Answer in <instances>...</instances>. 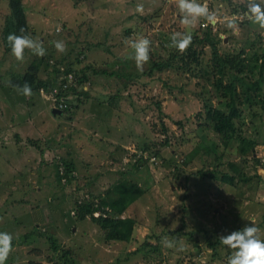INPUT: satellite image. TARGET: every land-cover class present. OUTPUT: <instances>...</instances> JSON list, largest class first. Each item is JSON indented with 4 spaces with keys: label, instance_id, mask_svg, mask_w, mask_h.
Returning a JSON list of instances; mask_svg holds the SVG:
<instances>
[{
    "label": "rangeland",
    "instance_id": "rangeland-1",
    "mask_svg": "<svg viewBox=\"0 0 264 264\" xmlns=\"http://www.w3.org/2000/svg\"><path fill=\"white\" fill-rule=\"evenodd\" d=\"M22 2L28 24L34 30L31 37L46 50L44 59L48 55L55 61L64 58L59 62L65 71L71 63L77 71L87 64L93 66L96 74L88 69L86 79H81L71 72L68 83L77 92H88L97 102L91 100L84 105L73 95L66 103L77 105L79 111L72 109L54 115L52 96L45 90L30 97L11 90L8 83L12 75L24 72L41 56L26 48L24 59L17 61L11 52L2 53L0 39V233L12 236V249L5 264H55L61 252L49 251L50 237L56 239L59 248L67 245L71 249L69 264H227L232 252L227 245L219 244L217 257L211 260V253L202 242L199 254L193 250L188 231L193 230L202 241L204 228L215 238L252 226L254 221L264 239V81L258 94L251 92L250 95H256L252 102L237 99L240 114L235 124L239 131L233 149L225 150L212 128L201 126L202 133L216 143L217 154L222 155L221 164L213 165L215 154L199 148L200 138L196 134L206 116L201 101L211 99L213 106H224L211 93V82L181 70L148 78V61L138 68L133 59L127 58L133 53V40L147 38L152 42V52L157 53L159 46L151 34L154 38V33L161 30L181 33L194 29L201 33L208 24L215 33L219 26L222 49L234 54L243 46L247 57L258 49L264 52V30L253 23L237 25L240 16L227 15L222 3H217L222 13L219 16H227L218 23L215 14L214 21L200 17L185 25L178 0ZM8 13V0H0V32ZM141 17H148L151 25ZM129 28L138 35L134 33L127 39L125 30ZM55 41H63L66 51L59 52ZM208 51L204 54L206 59L210 56ZM46 68L56 76L54 65ZM239 87L241 92L246 89ZM115 94L118 97L109 105ZM115 102L124 111H118ZM155 102L167 115L163 117L170 129L167 135L160 132L162 119L156 113ZM143 106L148 109L139 114ZM179 120L181 125L175 123ZM108 126L114 135L103 129ZM165 136L168 145L145 148ZM241 137L247 138L242 144L245 152L240 150ZM60 158L74 163L76 184L69 183L68 176L60 177ZM129 162L141 165L143 179L154 183L144 193L139 191L141 196L119 216L136 219L131 241H107L104 231L88 218L80 221L74 217V195L98 204V196L117 182L120 172L131 166ZM207 168L213 174H237L241 170L251 180L232 187L208 176L201 177L200 172ZM22 199L26 204L18 206ZM38 203L44 204L46 224L35 228L31 217L37 218V213L32 208ZM165 238L173 241L174 246L166 247ZM149 244L159 249L151 250L146 246ZM137 248L146 252L135 256L132 252Z\"/></svg>",
    "mask_w": 264,
    "mask_h": 264
},
{
    "label": "trees",
    "instance_id": "trees-1",
    "mask_svg": "<svg viewBox=\"0 0 264 264\" xmlns=\"http://www.w3.org/2000/svg\"><path fill=\"white\" fill-rule=\"evenodd\" d=\"M196 3L200 5L202 3L207 5L209 11L214 14H217L219 19L224 18L227 15L240 16V21L237 25L240 24V26H251L252 24V22L247 18L246 15L248 13V0H196ZM217 3H222L225 5V7L227 8V15H224L223 17L219 16L222 15V13L219 12ZM8 8L9 13L6 14L4 17V23L0 32L3 54L11 52L10 46L7 42V37L9 34L14 33L17 35H34V30H32V28L28 24L25 6L22 0H8ZM141 18L143 19L144 23L147 22V25H151V22L149 21L148 17ZM202 19L203 21L207 20L203 17ZM21 28L24 29L23 33L21 32ZM218 29L219 26H217V33H215L213 31V26L211 24H208L204 27V29H202L201 33L196 31L195 29L190 30L189 32H181L190 33L192 37L187 50L182 54L177 51L176 48L171 46V37L174 33H176L174 30H172L171 32L165 30H161L157 33L152 32L154 33V38L151 34V39H154V41L157 42L159 46V52H152L150 47L152 45L151 42L149 44V65L148 70L145 72L148 76L155 74L157 78H159L158 74H163L165 71L181 70L184 72H188L190 76H195L197 78L203 79L204 82H206V80L208 82H211V93L214 96L216 95V98L219 102H224V106L223 108H218L210 103L211 99H203L201 103L203 105V109L206 113V116L202 118V124L200 125V129L198 128V130H196V134L200 138L198 142H200L201 146H199V148L203 149L202 151H204V153L213 152L215 154L213 158V165L221 164L222 155L220 153L217 154L216 143L213 139L208 138L206 134L202 133L201 126L205 128L210 126L214 133L217 134L220 140V144L224 146L225 150H229L231 148L233 149L234 141L238 139H235L234 137L239 131V127L235 124V120H237V117L240 114L238 103H236L237 99L241 100L243 98L242 101L244 102H252L253 97H255L256 95H250L251 92L255 91L254 93L258 94V91L260 92V89L262 88V82L264 81V52L260 51L261 49H258L254 51L251 55L246 57L244 48L243 46H241L237 51L234 52V54L228 53L226 52V50L220 47V42L223 40L219 37ZM134 33L137 32L132 28L125 30V36L128 37L127 39H129L130 36ZM137 35L138 33L136 34V36ZM88 44L86 43L85 45L88 46ZM107 49H109V47H107ZM206 49H209L208 53H210V56L207 59L204 57ZM80 53H82L81 50ZM49 61V55L45 59L44 57L38 58L34 63H31L25 69L24 72L20 74H13L10 78L8 86L12 87L11 90H13L15 89L14 86H23L24 83L27 82L32 89L33 95L39 92L40 87H43L46 92L51 91L53 85L57 84L60 79H63L66 74H69L71 72H73L75 77L77 78L79 75L81 79H86L84 74L85 71L88 69H91V71L96 74V70H94L93 66L90 64H87L88 66L84 65L83 68H79L77 71L72 68L73 63H71L68 64V67H70V69L63 71L60 69L61 62L56 61L54 62V68L56 70L55 72H58L59 75L55 76L52 73L50 74V70L46 68L47 66H50ZM125 71L126 70H124L123 74L125 73ZM80 78L78 79L79 82L81 80ZM225 79L227 82L224 83ZM247 79H252V81H249ZM147 81H149V79ZM238 85L246 89L244 90L242 88L241 92L240 87ZM65 92L62 91L57 97L60 96L61 98H63L72 97L73 95H76L75 100H79V103H82L84 105H86L90 101V97L83 98L80 93L77 92L74 88H70L69 92ZM241 93H243V96L241 95ZM115 97H118V94H115L114 97H111L109 99V105L114 104ZM119 97L121 98L122 96L119 94ZM95 100H97V98H95ZM72 105V103L68 104V106L63 110V112H71L72 109L77 110V105ZM116 105L117 107L119 106L118 103H116ZM155 106L157 108L156 113L158 117L162 119V122L160 124V132L162 134L167 135L170 129L168 123L163 120V117H167V115H165V113H162L161 106L158 102H155ZM262 107L264 108V99ZM147 109V107L143 106L142 109H140L139 114L146 113ZM118 111L121 112L124 111V109L118 107ZM199 115L201 114H198L197 118H199ZM175 123L181 125L180 120L176 121ZM155 125L156 124L153 123L152 127L156 128ZM109 127L110 126H108V128L105 127L103 129L108 130L109 135H114L112 134V129H109ZM108 141L112 144L111 139ZM245 141H247V138L245 137H241L238 140V142L240 143L241 152L246 151L245 147L242 146ZM32 143L35 144L34 142ZM168 144L169 139L167 136H165L163 140H161L159 143L147 144V147L145 148H148V146L150 145H155L157 149H159L160 146ZM229 153L233 154V152ZM136 154L137 152L133 154V157H135ZM139 154L141 155V153ZM58 161L61 163V165L57 164L58 167L61 168L60 172L58 170L60 177L64 175L66 177L68 176L70 178L68 180L69 183L71 181H74V184H76L77 179L74 175V163L71 160L67 162L63 158H60V160ZM63 163L65 164L62 167ZM127 164L128 166H131L128 169L120 172V176L117 178V182L115 181L114 183H112L103 192L102 195L98 196V204H95L94 200H84V197L79 198L78 196L74 195L76 197L74 209H76L77 211L74 217H76L77 220L80 221L88 218L91 223L96 224L101 229V231H104L105 239L107 241H131L133 231L135 229V226L137 225L136 219L131 217L120 218L119 216L129 207V205H131L139 196H141L139 191L144 193L149 188H151L154 183V181L152 183V181H150L149 179L147 183V181L143 179V175L141 174L140 168L141 165H138L136 163L131 164V162ZM145 168L148 171L150 179H153V176L150 173L148 167L146 166ZM212 174V170L207 168L204 172H200L199 175L203 178H205V176H208V178L218 180L221 183L232 187H235L238 183L246 184L251 180V177L247 176L246 173L241 170L237 174L219 171H217L213 175ZM176 177H178L179 179V171L176 173ZM24 204H26V200L22 199L18 203V206H23ZM43 205L44 204L42 203H38L32 209H36V213L39 214L41 213V207H43ZM94 213H98V215L94 216ZM40 225H42L41 221L38 223V225L34 224L35 228L36 226ZM202 231V241L200 240L198 235H195V232L193 230L188 231L191 236L190 241L192 242V245L194 247L193 250H196V252H198L199 254L200 250L203 249V246L200 244L202 242L204 248L209 249L212 260L217 257V247L219 244H221L219 242L220 237L213 238V236L215 235H212L211 231L207 232L205 228L202 229ZM181 234H184V232H182ZM192 235L194 236L192 237ZM152 236V234L147 236V239ZM49 240L52 242L49 244V251L51 252V250H55V253L58 251L61 252L58 253V256H56V260L54 261L55 264H69L68 260L70 258L69 255L71 249H69L67 245L59 248L56 239H54L53 237H50ZM145 244L146 242L144 243V245ZM146 246L150 248L153 247L155 251L159 249L158 247L151 246L150 244ZM151 250L153 249L151 248ZM142 252L145 253L146 250L143 251L141 248H137L135 251L132 252V254L136 256L137 254ZM193 254L194 252H192V255ZM177 262L178 261H175V264H181V262ZM197 264L201 263L198 262Z\"/></svg>",
    "mask_w": 264,
    "mask_h": 264
},
{
    "label": "clouds",
    "instance_id": "clouds-1",
    "mask_svg": "<svg viewBox=\"0 0 264 264\" xmlns=\"http://www.w3.org/2000/svg\"><path fill=\"white\" fill-rule=\"evenodd\" d=\"M178 6L183 17L182 22L185 25H190L192 20L200 17L210 22L215 20V14L210 13L206 5L196 3V0H178ZM246 15L253 24L258 25L260 29L264 30V0H248V13ZM220 20L221 19L218 17L216 18L217 23ZM21 32H24L23 28H21ZM191 39L190 33H174L171 37V46L182 54L187 50ZM7 42L10 46L12 55L17 61H22L24 59V50L26 48L41 57L46 54V50L42 44L34 40L30 35L9 34ZM149 44L150 41L143 37L130 42L133 53L127 58L133 59L138 68L142 67L149 59ZM54 45L59 52L63 53L66 51V45L63 41H55ZM54 62H56L54 58H50L49 65H54ZM60 69L65 71L62 64ZM55 86L57 85H53L52 88ZM60 86L61 85H59L58 88ZM14 87L18 94H22L25 97H30L32 95V89L27 82H25L23 86L16 85ZM70 88H72L71 85L66 92H69ZM50 92L51 91L47 93ZM63 98L66 103L69 97ZM64 109L60 110L63 112ZM260 233L261 229L255 226V222L252 221V226H245L242 230L233 231L226 236L220 237L219 242L224 246L227 245L228 248L232 250L231 255L227 259V264H264V239L261 238ZM11 241L12 236L10 234L0 233V264H5L11 252ZM163 243L166 247L171 248L174 246V242L167 238L164 239Z\"/></svg>",
    "mask_w": 264,
    "mask_h": 264
},
{
    "label": "built area",
    "instance_id": "built-area-1",
    "mask_svg": "<svg viewBox=\"0 0 264 264\" xmlns=\"http://www.w3.org/2000/svg\"><path fill=\"white\" fill-rule=\"evenodd\" d=\"M62 70V69H61ZM56 75H59L58 73H56ZM70 75V74H69ZM64 79H60L63 80V82L60 83V87L58 88V86H55L54 88H52L50 93H47L48 95L52 96L53 99V103L54 106L59 108V109H64L66 107V103H65V99L61 98L60 96L57 97L60 94V91L65 92L68 90L69 86L71 85L70 83H68V81H71V77L68 76V74L65 75V77H63ZM44 88L40 87L39 91L42 93L44 92ZM46 91V90H45ZM95 216L98 215V213H94Z\"/></svg>",
    "mask_w": 264,
    "mask_h": 264
},
{
    "label": "crops",
    "instance_id": "crops-1",
    "mask_svg": "<svg viewBox=\"0 0 264 264\" xmlns=\"http://www.w3.org/2000/svg\"><path fill=\"white\" fill-rule=\"evenodd\" d=\"M128 74H132V72H128ZM145 81L147 82V78L145 79ZM80 93V95L83 97V98H85V97H90V101L91 100H93L94 101V99L92 98V96L91 95H89L88 94V92H79ZM96 102H97V100H95ZM112 142V141H111ZM39 213V212H38ZM46 213H45V211H44V207H41V213H39V214H37V218H35V217H31V221L32 222H34V224H37L38 225V223L41 221L42 222V225L43 224H46L45 223V218H46Z\"/></svg>",
    "mask_w": 264,
    "mask_h": 264
},
{
    "label": "water",
    "instance_id": "water-1",
    "mask_svg": "<svg viewBox=\"0 0 264 264\" xmlns=\"http://www.w3.org/2000/svg\"><path fill=\"white\" fill-rule=\"evenodd\" d=\"M52 113L54 115H60V114H62V111L60 109H57V108H52Z\"/></svg>",
    "mask_w": 264,
    "mask_h": 264
}]
</instances>
